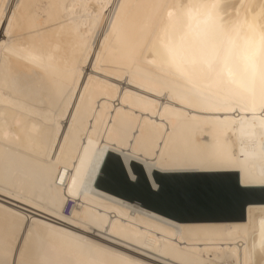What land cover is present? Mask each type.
Returning a JSON list of instances; mask_svg holds the SVG:
<instances>
[{"label":"snow or ice","instance_id":"obj_1","mask_svg":"<svg viewBox=\"0 0 264 264\" xmlns=\"http://www.w3.org/2000/svg\"><path fill=\"white\" fill-rule=\"evenodd\" d=\"M0 264H264V0H0Z\"/></svg>","mask_w":264,"mask_h":264},{"label":"bare ground","instance_id":"obj_2","mask_svg":"<svg viewBox=\"0 0 264 264\" xmlns=\"http://www.w3.org/2000/svg\"><path fill=\"white\" fill-rule=\"evenodd\" d=\"M184 2H187V0H184ZM100 196H103L106 199H115L117 201V203H119L120 197L119 196L113 197L111 195V193H108V192L97 191V193L95 194V197H93V198L100 197ZM154 219H159V217L158 216H154ZM149 223H152V222H149ZM165 223H168V222L165 221ZM208 223H210V224H212L214 226L223 228V229H228L230 227H233L235 225V223H237V222L236 221H232V222H208ZM171 225H172V227L166 229V231H168L169 233L175 227H178V226L179 227H183V225H179L178 222H176V221H172ZM249 243H251V241H249Z\"/></svg>","mask_w":264,"mask_h":264},{"label":"water","instance_id":"obj_3","mask_svg":"<svg viewBox=\"0 0 264 264\" xmlns=\"http://www.w3.org/2000/svg\"><path fill=\"white\" fill-rule=\"evenodd\" d=\"M110 193V192H108ZM121 196L123 195H127V193H120ZM177 222V221H176ZM208 222H232V220H228V219H221V220H212V221H208Z\"/></svg>","mask_w":264,"mask_h":264}]
</instances>
